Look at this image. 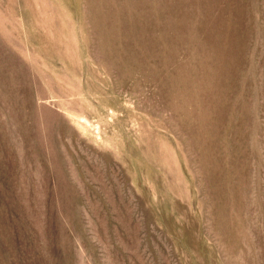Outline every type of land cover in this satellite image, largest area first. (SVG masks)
<instances>
[{
	"label": "rangeland",
	"instance_id": "374dc122",
	"mask_svg": "<svg viewBox=\"0 0 264 264\" xmlns=\"http://www.w3.org/2000/svg\"><path fill=\"white\" fill-rule=\"evenodd\" d=\"M0 264H264V0H0Z\"/></svg>",
	"mask_w": 264,
	"mask_h": 264
}]
</instances>
